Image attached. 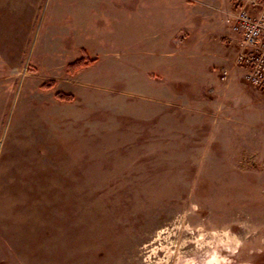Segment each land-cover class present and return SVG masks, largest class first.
Segmentation results:
<instances>
[{
	"label": "rangeland",
	"instance_id": "374dc122",
	"mask_svg": "<svg viewBox=\"0 0 264 264\" xmlns=\"http://www.w3.org/2000/svg\"><path fill=\"white\" fill-rule=\"evenodd\" d=\"M175 3L0 0V264H264L234 0Z\"/></svg>",
	"mask_w": 264,
	"mask_h": 264
},
{
	"label": "built area",
	"instance_id": "2783aa9c",
	"mask_svg": "<svg viewBox=\"0 0 264 264\" xmlns=\"http://www.w3.org/2000/svg\"><path fill=\"white\" fill-rule=\"evenodd\" d=\"M236 10L228 19L238 35L236 64L244 68V81L264 91V0H234ZM228 72L223 73V79Z\"/></svg>",
	"mask_w": 264,
	"mask_h": 264
},
{
	"label": "crops",
	"instance_id": "0c3cea01",
	"mask_svg": "<svg viewBox=\"0 0 264 264\" xmlns=\"http://www.w3.org/2000/svg\"><path fill=\"white\" fill-rule=\"evenodd\" d=\"M177 1V0H176ZM173 7H174V9H177V11H178V13H179V9H178V7L176 6V3H175V0H173ZM222 12L224 11L225 12V16H226V23L227 24H229L228 23V19L230 18V16L232 15V14H234V12H235V10H236V6H235V1H234V4H233V6L231 5V6H229L228 5V7L226 6V8L225 9H220ZM228 18V19H227ZM230 25V24H229ZM231 26V25H230ZM178 29L179 30H177V33H178V36H177V40H178V38H179V36H180V27H178ZM234 33V32H233ZM235 34V33H234ZM236 35V34H235ZM224 36H226V39L227 40H229L231 37L228 35V34H224L223 35V37L222 38H224ZM232 37H234V36H232ZM234 38H236V39H239V37H238V35H236ZM238 45H239V42H238ZM214 82H215V80H214ZM230 83H231V81H230ZM232 83H234V82H232ZM234 84H236V83H234ZM238 92H240V93H238ZM237 92V94H239L238 95V97H243L244 95H242L244 92H242V90L240 89V87H239V91ZM253 92H254V94L257 96V97H259L260 98V95L261 94H263L264 95V91L263 90H261V89H259V88H255V90H253ZM252 98H253V101H252V103H253V107H254V105L256 104L255 102H254V95L253 96H251Z\"/></svg>",
	"mask_w": 264,
	"mask_h": 264
},
{
	"label": "trees",
	"instance_id": "16d2710c",
	"mask_svg": "<svg viewBox=\"0 0 264 264\" xmlns=\"http://www.w3.org/2000/svg\"><path fill=\"white\" fill-rule=\"evenodd\" d=\"M84 66L85 65H84L83 61H77V62L73 63L72 65H70L69 71H70V73H75L76 71L82 69ZM46 86L47 85H44V87H46ZM49 87H53V85L49 83ZM57 98L61 101H65V102H71L74 99L73 95L66 94V93H58Z\"/></svg>",
	"mask_w": 264,
	"mask_h": 264
}]
</instances>
